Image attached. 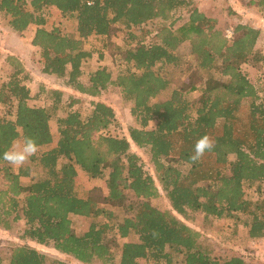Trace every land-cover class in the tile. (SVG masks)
<instances>
[{"label":"trees","instance_id":"trees-1","mask_svg":"<svg viewBox=\"0 0 264 264\" xmlns=\"http://www.w3.org/2000/svg\"><path fill=\"white\" fill-rule=\"evenodd\" d=\"M248 5L264 17V0H249ZM48 8L75 22L77 32L49 30ZM0 14L12 33L36 27L32 46L41 51L43 74L91 98L118 89L135 122L126 135L111 106L91 99L93 109L84 117L72 110L79 100L70 97L67 104L64 90L43 84L35 97L44 98L46 106H30L25 62L0 50L12 69L1 81L0 105L15 112L13 119L0 118V156L33 137L40 151L31 161L45 173L24 185L21 179L30 177V169L21 167L16 173L0 159V226L8 231L24 221L23 239L52 246L81 264L113 263L116 244L106 239L111 231L123 240L137 238L120 247L119 264H140L141 259L154 264H249L241 256H213L199 231L152 201L164 196L180 216L201 213L205 221L226 219L235 227L240 214L249 215L252 221L243 223L249 238L264 240V74L258 87L242 71L244 65L264 68V53L257 47L261 30L251 22L233 24L238 14L224 4L200 9L197 0H0ZM119 26L129 36L118 48L126 69L116 76L106 66L86 72L83 63L92 56L86 48L89 38L108 41L105 47L112 51ZM147 36L154 37L149 44ZM168 67L178 68L177 76L193 83L154 102L171 87L172 78L162 73ZM59 109L64 116L57 120L59 138L53 144L50 122L52 111ZM204 135L216 147L192 163L195 144ZM132 144L148 151L156 177L145 170ZM180 165L188 166L187 172ZM79 170L105 181L107 192L94 187L87 198L79 197ZM246 184H259V200L246 197ZM107 206L122 210L124 219L117 222ZM72 216L104 217L107 222H93L78 235ZM0 264L48 260L29 245H17Z\"/></svg>","mask_w":264,"mask_h":264},{"label":"rangeland","instance_id":"rangeland-1","mask_svg":"<svg viewBox=\"0 0 264 264\" xmlns=\"http://www.w3.org/2000/svg\"><path fill=\"white\" fill-rule=\"evenodd\" d=\"M213 2L224 4L227 7L233 9L238 15L234 16L232 19L233 24H238L242 22L243 24L251 22V24L261 30V35L257 47L264 53V17L259 14L256 6L248 5L249 0H197V5L200 9L208 8ZM220 3V4H219ZM46 14L48 16V23L46 27L51 30L53 28H60L64 32L75 33L77 32V24L68 18H65L55 9H46ZM236 17V18H235ZM36 27L31 26L23 34H15L7 29V19L0 14V50L4 52V55L11 53L20 57L24 62L28 70L30 81H26L25 84L31 90V96L33 99L29 101V105L32 107H44L46 106V101L44 98H36V94L39 92V86L44 85L46 88L61 89L65 92V101L69 104V98L73 97L79 100V103L72 108V110H80L82 116H88L92 111V106L90 100L96 102H103L111 106L120 121L121 129L127 135L130 126L134 125V120L131 116L130 106L125 103L118 89L111 88L105 92H102L100 97L91 98L86 95L80 94L77 91L69 89L63 80L55 79L54 77L47 76L42 73L41 64V51L32 46V40L35 33ZM133 32L139 34L137 30ZM231 32V28L226 30V34ZM153 36V35H152ZM128 31L122 26H119L118 35L112 39L114 48L110 50V46L105 47L108 41L104 42L100 38L91 37L87 41L86 48L92 51V56L86 59L83 63V68L86 72H91L92 70L100 67L106 66L113 71L114 76H116L120 71L126 69V65L123 64L119 55L118 48H122L128 40ZM148 37V36H147ZM154 39V37H152ZM147 38L146 42L148 44L152 39ZM115 52L113 55L112 53ZM117 52V53H116ZM102 57V61L100 60ZM160 64L156 66L158 69ZM184 68V67H182ZM181 69V68H180ZM178 68L168 67L162 73L168 78H172L173 82L168 92L157 97L154 102L166 101L172 90L175 88L187 89L192 85V79L189 77H178ZM242 71L248 76L250 81L256 86H260V79L264 74V68L254 67L251 65H244ZM12 74V69L6 64L4 57L0 58V86L2 80H7ZM176 78V80H175ZM196 98V94L191 95V99ZM8 117L13 119L15 116L14 110H9V108L0 105V118ZM64 116V113L59 109V111H52V120L50 122L51 130L54 136V143L56 144L59 138L58 123L59 117ZM154 127V123L151 124ZM17 147H22L21 142L17 143ZM133 150L141 157L143 164L145 165V170L149 172L152 176L156 177L154 170V165L151 161V156L145 149H139L134 144H132ZM45 150V149H44ZM40 151V150H39ZM38 151V152H39ZM233 159V157H231ZM29 168L31 171L30 177H23L21 179L24 185H30L32 182L45 177V173L40 167L36 166L35 163L31 161V158L23 166L13 167L16 173L19 172L20 168ZM183 172H187L188 166L180 165ZM2 186L0 178V188ZM259 184L255 185H245V194L249 200L257 201L259 200V193L257 191ZM264 186V184H262ZM94 187H101L106 190L105 181L91 179L82 171H78V178L76 181V193L81 198H87L90 191ZM153 205L162 211H171L180 221L188 224L195 230L201 233V243L204 244L208 250L212 251V255L217 258H229L234 256L243 257L249 264H264V240H251L248 235L249 228L245 227L243 223H250L252 218L249 215L240 214V221H238V227H235L233 222L227 221L226 219H216L205 221L204 214L201 213H189L187 217H183L175 213L171 204L166 197H161L158 200L152 201ZM111 209L115 216L116 221L121 222L124 219V213L122 210ZM73 222V230L76 234H82L87 232L90 225L93 222L105 223L107 220L104 217L100 218H85L79 216L71 217ZM25 228L24 221H20L14 224L12 230H5L0 226V258L4 261H8L11 256V250L17 245H29L39 252L43 253L48 260V264H55V262H63L66 264H81L75 261L70 256H66L57 252L52 246H42L29 239H23V231ZM239 229V230H238ZM107 242H111L112 252H114V261L112 264H119L121 256V246L127 241H136L137 238L131 235L128 239H120L119 236L113 231L109 232L106 236ZM182 261V257L177 259ZM140 264H154L153 260H139ZM180 264V262H178ZM93 264H101L99 261H95Z\"/></svg>","mask_w":264,"mask_h":264},{"label":"clouds","instance_id":"clouds-1","mask_svg":"<svg viewBox=\"0 0 264 264\" xmlns=\"http://www.w3.org/2000/svg\"><path fill=\"white\" fill-rule=\"evenodd\" d=\"M215 147V140L209 135H204L197 140L193 154L190 156V161L192 163L200 161L206 153L213 151ZM38 151L39 145L36 140L33 137H25L22 147H17L14 144L0 156V159L13 167L23 166Z\"/></svg>","mask_w":264,"mask_h":264},{"label":"built area","instance_id":"built-area-1","mask_svg":"<svg viewBox=\"0 0 264 264\" xmlns=\"http://www.w3.org/2000/svg\"><path fill=\"white\" fill-rule=\"evenodd\" d=\"M231 37H232V33L229 32V33H228V38H231Z\"/></svg>","mask_w":264,"mask_h":264}]
</instances>
